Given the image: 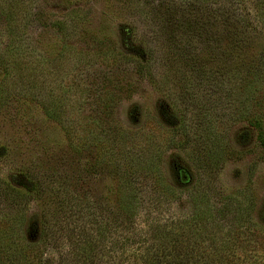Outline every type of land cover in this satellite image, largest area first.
I'll return each instance as SVG.
<instances>
[{"label": "rangeland", "instance_id": "374dc122", "mask_svg": "<svg viewBox=\"0 0 264 264\" xmlns=\"http://www.w3.org/2000/svg\"><path fill=\"white\" fill-rule=\"evenodd\" d=\"M197 1L0 0V194L24 171L27 213L82 196L79 232L88 213L123 222L134 170L141 215L209 200L239 217L209 231L264 232V0Z\"/></svg>", "mask_w": 264, "mask_h": 264}, {"label": "trees", "instance_id": "16d2710c", "mask_svg": "<svg viewBox=\"0 0 264 264\" xmlns=\"http://www.w3.org/2000/svg\"><path fill=\"white\" fill-rule=\"evenodd\" d=\"M131 52L139 57L144 54L139 45L132 47ZM186 170L172 167L176 176ZM128 175L127 196L115 200L116 212L123 222L119 224L113 216L105 224L101 215L94 218L88 213L89 227L78 232V217L83 208L89 207L88 200L55 195L46 210L27 213L41 184L20 171L16 181L11 179L2 186L4 192L0 194V264H264V232L255 223L240 218L244 221L241 226L209 231L207 223L239 220L222 208L213 212L209 200L201 210L196 206L194 212L165 220L147 213L141 215L143 201L134 181L138 174L131 170ZM155 181L160 183V178ZM180 181L184 185L189 182ZM175 186L178 184L174 181L164 188L173 198ZM149 200L153 209L160 208L159 198ZM10 205L18 212L9 214ZM49 251L55 254L54 258Z\"/></svg>", "mask_w": 264, "mask_h": 264}]
</instances>
